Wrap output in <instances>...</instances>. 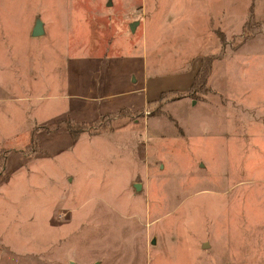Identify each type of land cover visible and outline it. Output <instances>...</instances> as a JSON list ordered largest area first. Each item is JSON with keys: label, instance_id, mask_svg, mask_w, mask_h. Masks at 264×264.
I'll list each match as a JSON object with an SVG mask.
<instances>
[{"label": "rangeland", "instance_id": "obj_1", "mask_svg": "<svg viewBox=\"0 0 264 264\" xmlns=\"http://www.w3.org/2000/svg\"><path fill=\"white\" fill-rule=\"evenodd\" d=\"M0 264H264V0H0Z\"/></svg>", "mask_w": 264, "mask_h": 264}, {"label": "trees", "instance_id": "obj_2", "mask_svg": "<svg viewBox=\"0 0 264 264\" xmlns=\"http://www.w3.org/2000/svg\"><path fill=\"white\" fill-rule=\"evenodd\" d=\"M211 56H204L203 59H202V63H201V67L198 71V73L196 74V77L194 78V82L193 84L196 82L197 78L199 77V75H203L202 79H206V75L208 74V69L210 67V64H211ZM207 65V67H206ZM193 84L191 85V90H192V87H193Z\"/></svg>", "mask_w": 264, "mask_h": 264}, {"label": "water", "instance_id": "obj_3", "mask_svg": "<svg viewBox=\"0 0 264 264\" xmlns=\"http://www.w3.org/2000/svg\"><path fill=\"white\" fill-rule=\"evenodd\" d=\"M43 31L44 30H43V26H42L41 21L40 20H37L36 23H35V25H34V27H33V29H32V34L35 35V36L36 35H40V34L43 33ZM136 188L137 189L139 188L138 184H136Z\"/></svg>", "mask_w": 264, "mask_h": 264}, {"label": "crops", "instance_id": "obj_4", "mask_svg": "<svg viewBox=\"0 0 264 264\" xmlns=\"http://www.w3.org/2000/svg\"><path fill=\"white\" fill-rule=\"evenodd\" d=\"M143 93L141 94L142 95V97L143 98H148V99H154V98H156V97H158V95L160 94V92L157 94V95H155V96H149V94H148V90H147V87L145 86V88L143 89ZM115 94H119V90L117 89V92L115 93Z\"/></svg>", "mask_w": 264, "mask_h": 264}]
</instances>
